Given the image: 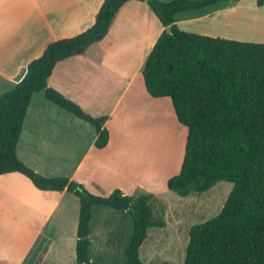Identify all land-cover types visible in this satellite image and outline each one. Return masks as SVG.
I'll use <instances>...</instances> for the list:
<instances>
[{
  "label": "trees",
  "instance_id": "1",
  "mask_svg": "<svg viewBox=\"0 0 264 264\" xmlns=\"http://www.w3.org/2000/svg\"><path fill=\"white\" fill-rule=\"evenodd\" d=\"M128 1L103 0L90 27L51 41L27 64L22 78L0 94V174L17 171L38 189H66L78 198L76 264H92L89 225L97 205L130 216L124 257L127 264H145L139 248L147 228L154 226L152 199L157 196L146 191L127 195L119 188L107 196L93 194L66 176L47 177L33 170L19 159L16 147L37 92L92 125L95 147L107 145V116L86 112L48 86V78L57 63L83 55L101 41ZM140 1L149 5L164 27L142 67L145 89L152 97H168L177 121L186 128L180 168L166 180L167 189L185 197L203 193L217 181L232 183L221 210L190 227L184 264H264V42L187 32L174 22L179 11L227 0ZM256 4L261 6L264 0Z\"/></svg>",
  "mask_w": 264,
  "mask_h": 264
},
{
  "label": "crops",
  "instance_id": "2",
  "mask_svg": "<svg viewBox=\"0 0 264 264\" xmlns=\"http://www.w3.org/2000/svg\"><path fill=\"white\" fill-rule=\"evenodd\" d=\"M102 2L0 0V94L22 78L27 64L40 56L51 41L74 36L90 27ZM253 15L263 17L264 4L258 6L256 0H227L200 9L179 11L174 15V22L187 32L264 42V39L215 32L218 25L224 24L226 28L234 20L252 19ZM163 29L145 1H128L117 12L109 32L101 41L91 45L85 54L57 63L48 78V85L59 71L55 89L78 100L85 97L90 106L99 107V116H107L104 123L107 128L116 118L119 104L126 95L131 97L132 103L136 102L138 94L148 97L141 71ZM89 51L94 52L89 54ZM114 85L118 87V96L111 98ZM159 98L168 97L147 99L156 105ZM151 112L148 116L154 114ZM118 125L115 136L107 128L108 143L97 148L94 145L95 129L85 145L86 126L79 124L77 127L72 120L45 118L39 105L29 104L21 129L22 133L27 126L29 134L20 145L21 152L18 151V139L16 152L23 163L38 173L47 177L66 176L97 195L101 188L99 174L108 170L101 155L113 142L121 141L122 128ZM75 153L80 157L77 162ZM143 183H133L132 194L137 189L149 192ZM120 190L125 193V187ZM78 214L79 200L66 189H38L27 176L17 171L0 174V264H46L57 240L71 238L75 243Z\"/></svg>",
  "mask_w": 264,
  "mask_h": 264
},
{
  "label": "rangeland",
  "instance_id": "3",
  "mask_svg": "<svg viewBox=\"0 0 264 264\" xmlns=\"http://www.w3.org/2000/svg\"><path fill=\"white\" fill-rule=\"evenodd\" d=\"M251 18L234 20V23H230L226 28L224 24L218 25L215 32L234 33L249 39H264V16L253 15ZM92 52L94 51H89V54ZM59 78L58 71L48 86L55 88ZM117 89L114 85L111 98L118 96ZM59 91L91 115H100V108L90 106L85 97L78 100L63 90ZM147 96L154 100L153 97ZM130 98L126 95L121 100L116 118L107 127L115 136V126L119 124L122 128L121 141L113 142L101 155V161L107 165L108 170H102L99 174L101 182L98 183L101 188L97 195L107 196L112 189H120L122 186L125 187L124 194H132L133 183L144 182V188L157 198L152 199L154 226L146 230L144 241L139 248L140 258L145 264H184L190 227L208 220L221 210L232 183L217 181L209 190L191 193L185 197L168 190L166 180L176 174L180 167L186 128L177 121L168 98H159L160 102L156 105H152L150 99L140 94L134 103ZM30 104L39 105L45 118L72 120L77 127H80L79 124L83 125L81 127L86 126V142H83L85 145L94 133L90 124L52 104L42 92L35 93ZM150 112L154 114L148 116ZM29 116L30 111L27 120ZM28 134L26 126L19 138V152L20 145ZM74 157L77 162L80 159L79 153H75ZM142 190L137 189L136 192ZM89 226V253L92 264H127L124 248L131 234L130 216L125 212L97 205L93 207ZM45 263L75 264V243L71 238L57 240Z\"/></svg>",
  "mask_w": 264,
  "mask_h": 264
},
{
  "label": "water",
  "instance_id": "4",
  "mask_svg": "<svg viewBox=\"0 0 264 264\" xmlns=\"http://www.w3.org/2000/svg\"><path fill=\"white\" fill-rule=\"evenodd\" d=\"M165 29H166V31H167V32H171V30H170V27H169V26H167Z\"/></svg>",
  "mask_w": 264,
  "mask_h": 264
}]
</instances>
